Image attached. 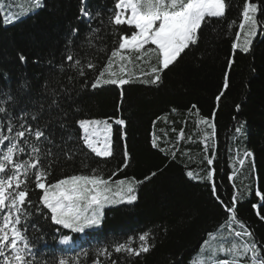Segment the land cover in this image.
<instances>
[{
	"label": "trees",
	"instance_id": "trees-1",
	"mask_svg": "<svg viewBox=\"0 0 264 264\" xmlns=\"http://www.w3.org/2000/svg\"><path fill=\"white\" fill-rule=\"evenodd\" d=\"M8 1L0 0V102H4L17 127L24 121L34 126L49 125L47 133L52 134L51 147L55 153L49 180L89 174L93 168L107 178L123 164V150L127 146L130 163L113 180L134 177L142 181L136 186L135 202L104 208L102 223L86 229L83 238L67 229L58 233V226L50 218L45 219L33 210L30 225L35 224L38 230L29 226L27 235L40 261L54 264L60 256L73 257L86 251L89 255L80 256L81 264H92L97 249L108 247L112 251V244L124 242L128 237H133V246H137L138 235L148 231L155 245L151 251L139 257L112 251L111 259L118 264H190L206 233L216 231L226 219L223 206L212 195L213 185L220 200L228 204L233 192L239 190L242 195L236 207L237 217L264 246V220L257 215V212L264 215V207H252L261 203L255 192H264V28L253 39L249 52L233 51L231 44L239 30L244 0H227L226 16L211 18L203 25L199 42L186 49L178 62L162 73L159 85L145 84L137 78L141 71L148 70L146 65L139 68L129 65L133 76L128 84L122 87L108 84L97 89L91 88L90 81L113 47L116 32L109 24L112 14L109 9H114L115 0H86L91 19L80 17V0H44V7L4 23L3 9L8 10ZM251 2L259 5L257 18L264 25V0ZM98 12L100 16L96 15ZM233 21L235 24L229 28ZM73 28L79 30L76 35L71 32ZM95 28H100L97 35L102 39L94 40L95 47H89V31ZM100 48L104 51H98ZM69 51L77 59H93L97 71L86 69L87 75L80 77L65 60ZM21 53L27 58L25 62L19 59ZM229 58L234 60L231 68L227 65ZM225 71L229 72V86L223 89ZM221 89L224 95L216 101ZM54 99L57 104L50 108ZM197 110L199 116L208 117L215 124V135L208 140L207 151L201 129L212 130L197 126ZM24 112L30 115L18 119ZM33 113L39 114L35 121L31 118ZM57 117L61 119L57 121ZM117 118L124 119L126 124L116 125ZM8 119L0 114L4 124ZM79 119L114 121L112 157H97L83 145L76 124ZM60 123L67 127L62 129ZM241 126L242 131L237 133L236 128ZM180 129H184L185 136L178 141ZM0 132L11 135L6 127H0ZM124 132L126 136L122 138ZM153 132L161 137L158 148L151 144ZM22 146L26 157L28 146ZM4 148L0 145V152ZM62 148L73 151L71 159L64 157ZM160 148L170 150L162 152ZM171 151L177 153L174 159ZM246 151L252 155L245 157ZM205 157L211 158L213 164L208 165ZM241 159L243 165L239 163ZM188 171L200 178H189ZM208 171L213 172L211 180L207 179ZM152 172L156 175L144 180ZM34 187L32 184L31 188ZM39 192L31 191L30 199L38 201ZM61 235L73 237L76 246H61ZM101 259L103 264H110Z\"/></svg>",
	"mask_w": 264,
	"mask_h": 264
},
{
	"label": "snow or ice",
	"instance_id": "snow-or-ice-1",
	"mask_svg": "<svg viewBox=\"0 0 264 264\" xmlns=\"http://www.w3.org/2000/svg\"><path fill=\"white\" fill-rule=\"evenodd\" d=\"M30 2L31 7L22 15H28L44 7V0H30ZM80 3V17L91 19L92 12L86 7V0H80ZM227 8V0H115L114 9H109L112 13L109 24L116 32V37L106 62L102 68H99L95 78L90 81L91 88L97 89L108 84L122 87L128 84L133 76L129 65H135L138 68L146 65L148 70L141 71L137 78L145 84L159 85L162 82V73L178 62L186 49L199 42V33L203 25L211 18H224ZM259 10L257 3L244 0L239 30L235 32V40L231 44L233 51L242 49L245 53L249 52L253 39L262 34L264 25L257 18ZM96 15L100 16V13ZM19 18V16H13L11 19L6 17L5 22L11 23ZM233 24L235 21L229 24V28H232ZM118 26H127V28L120 30ZM78 31L77 28L71 29L73 35H76ZM99 32L100 28L90 29V38L87 39L89 47H95L94 40L102 39L97 35ZM98 51L103 52L104 49L100 48ZM19 59L25 62L27 58L21 53ZM65 60L69 62V67L82 78L87 75L86 69L97 71V64L93 59H77L71 51ZM233 64L234 60L229 58L228 67L231 68ZM126 76L128 79L125 78ZM72 79L73 77H69V80ZM228 86L229 72L225 71L223 89ZM223 89L216 96V101H220L224 95ZM3 104L4 102H0V114L9 119L6 124L0 121V127H6L11 135L0 132V145L5 146L0 152V264H44L38 259L35 247L27 235L29 226L38 230L35 224L30 225L33 210L35 214L44 216L45 219L50 218L52 224L58 226L56 229L58 233L61 229L70 230L72 233H84L86 229L102 223L103 209L106 205L135 202L137 200L136 186L142 181H137L134 177L113 180V177L127 168L130 163L127 146L123 150V164L107 178L103 172L93 168L89 174L63 175L61 178L50 181L55 153L51 147L54 145L52 134L47 133L49 125L34 126L24 121L17 127L11 118L12 114ZM56 104L57 101L54 99L49 107ZM239 107L240 105H237V108ZM192 108L196 106L193 105ZM172 111L175 112L176 109L173 108ZM191 111L192 109H189L190 113ZM196 114L199 116L198 110ZM29 115L24 112L18 119L24 120ZM66 115L65 113V117ZM31 118L35 121L39 118V114L33 113ZM56 119L59 121L61 118ZM164 119L167 120V117ZM76 124L82 132L80 139L83 145L91 153L101 158H110L114 155L115 145L111 138L113 125L108 119H79ZM115 124L124 126L126 122L124 119L117 118ZM155 124L156 121H153L154 127ZM196 124L204 125L212 130L208 132L201 129L205 151H207V142L215 135V124L212 119L202 116H199ZM59 126L62 129L67 127L65 123H60ZM172 131L176 132V129L173 128ZM241 131L242 126L236 128L237 133ZM101 135H103L102 141ZM164 135L167 136L168 133L165 132ZM124 136L126 132L122 133V138ZM184 136V129H180L178 141L184 139ZM68 139L71 140L72 137L69 136ZM187 139L192 140V136H188ZM160 140L161 137L153 132L151 144L154 148L159 147ZM22 144L27 145L29 149L26 157L23 156L26 149ZM166 150L170 148H160L162 152ZM61 151L66 159H71L74 155L71 149L65 151L62 148ZM176 154V151H171V158L174 159ZM251 155L252 153L248 151L244 153L245 157ZM205 158L208 165L213 164L211 158ZM239 163L243 165L244 160L241 159ZM155 175L156 173L152 172L149 176H145L144 180H149ZM187 175L191 179L200 178L193 171H188ZM212 177L213 172L208 171L207 179L211 180ZM32 184L35 186L34 189L31 188ZM34 190H40L36 202L30 199V192ZM212 195L223 206L226 219L216 231L206 233L197 257L190 264H264V246L255 240L252 230L237 217L236 207L242 195L239 190L233 192L230 204L220 200L215 185L212 186ZM255 195L260 198L261 203L253 204L252 207H264V192L257 190ZM43 209H47V212ZM257 215L264 220V215H260L259 212ZM222 229L227 231H221ZM133 240V237H128L124 242L112 244L111 249L115 253H124L128 257H139L155 246L152 242V233L148 231L138 235L137 246H133ZM72 241L73 237L61 235L59 242L67 245ZM112 251H109L108 247L97 249L92 264H103L101 258L110 261V264H118L116 260L111 259ZM221 254L226 258H219ZM81 255L87 257L89 253L85 251L73 257L60 256L54 260V264H81Z\"/></svg>",
	"mask_w": 264,
	"mask_h": 264
},
{
	"label": "rangeland",
	"instance_id": "rangeland-1",
	"mask_svg": "<svg viewBox=\"0 0 264 264\" xmlns=\"http://www.w3.org/2000/svg\"><path fill=\"white\" fill-rule=\"evenodd\" d=\"M30 7H31L30 0H9L8 1V10L6 11L5 9H3V21H4V23H6L5 22L6 17L8 19H11L13 16H19V17L24 16V15H22V13H24ZM100 120H104V119H100ZM109 122L112 123V125H113L114 121L113 122L109 121ZM100 140L101 141L103 140V135L100 136ZM109 206H113V205H106L104 208L109 207ZM94 227H97V226H94ZM94 227H92V228H94ZM221 231H226V230L222 229ZM199 251H200V249H199ZM198 252H197V254H198ZM197 254L194 256V258L197 257ZM221 256H223V254H221Z\"/></svg>",
	"mask_w": 264,
	"mask_h": 264
}]
</instances>
